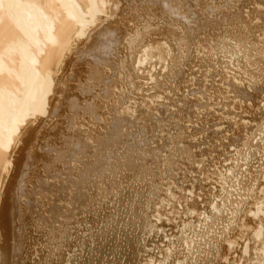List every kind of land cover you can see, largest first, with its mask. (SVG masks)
Wrapping results in <instances>:
<instances>
[{
	"label": "bare ground",
	"instance_id": "6f19581e",
	"mask_svg": "<svg viewBox=\"0 0 264 264\" xmlns=\"http://www.w3.org/2000/svg\"><path fill=\"white\" fill-rule=\"evenodd\" d=\"M0 264H264V0H0Z\"/></svg>",
	"mask_w": 264,
	"mask_h": 264
}]
</instances>
